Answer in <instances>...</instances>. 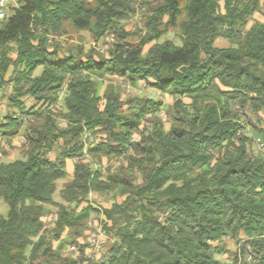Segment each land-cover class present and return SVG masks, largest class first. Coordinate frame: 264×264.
Wrapping results in <instances>:
<instances>
[{
  "label": "trees",
  "instance_id": "trees-1",
  "mask_svg": "<svg viewBox=\"0 0 264 264\" xmlns=\"http://www.w3.org/2000/svg\"><path fill=\"white\" fill-rule=\"evenodd\" d=\"M15 1L0 21V88H11L10 104L33 123L23 157L0 161L8 207L0 215V264H264V151L250 136L264 148V0L146 2L138 46L124 32L135 0ZM170 28L180 45L159 42ZM70 30L119 41L95 61L93 50L57 40ZM218 38L229 46L216 48ZM107 76L172 98L169 127L159 102L134 98L123 110L112 87L100 95ZM25 97L40 108L25 110ZM21 118L4 116L1 136L19 135ZM96 134L104 137L90 141ZM121 158L115 173L93 167ZM57 182L62 203L53 200ZM91 193L122 201L78 212ZM48 208L56 209L50 228ZM90 212L102 214L111 240L99 258L85 257L89 244L77 243ZM65 230L76 258L63 253Z\"/></svg>",
  "mask_w": 264,
  "mask_h": 264
},
{
  "label": "rangeland",
  "instance_id": "rangeland-1",
  "mask_svg": "<svg viewBox=\"0 0 264 264\" xmlns=\"http://www.w3.org/2000/svg\"><path fill=\"white\" fill-rule=\"evenodd\" d=\"M91 1V0H89ZM152 0H144L140 1L139 3L141 4L139 9L135 10L134 14L129 17L127 22L124 25V32L127 34V37H125V41L130 43L133 46H138L140 45L145 33L147 32L145 29V26L147 24V18H146V13L145 11H141L146 8L144 5L146 2L150 3ZM16 3L15 0H9V6H14ZM262 16L260 14H255L253 16L254 21H262ZM251 26V22L248 24L247 28ZM60 41L65 47H72L75 45H80V47L83 48V53L86 54L90 50L94 51V60L98 61V56H104L108 57L109 51L112 48V45L114 43H118L119 40L114 38L112 35L106 36L104 40L95 42L92 40L90 35L84 31L75 33L73 31H69V33L65 36L58 37L57 39ZM163 41H169L172 42L176 45H180V39L178 38V32L175 29H169L168 32L161 38L159 42ZM151 44L144 46L143 52H145ZM213 45L216 48H226L229 46L227 41L218 38L214 41ZM12 58L14 56H11ZM39 71L36 72L38 74ZM12 74V68L10 67L5 79L7 80ZM102 87L100 89V95H102L103 90L106 86L112 87L115 92L118 93L120 101L125 103L123 105V110H126L129 106L127 104L128 100L134 99V98H142V99H151L155 102H159L163 105V112L159 114V118L161 121L164 123L165 128L169 127V124L167 122V117L166 113H164L165 109L167 107H170L173 104V99L170 98L168 95H161L159 92H157L154 89L148 88L143 82H139L137 87L133 88L129 86L128 84L122 82L119 79L113 78V77H105L104 80H102L101 83ZM62 95V94H61ZM11 96V88L9 86L5 88H0V125L4 121V116L6 115H12L15 118H21L23 126L20 129V134L12 137V138H6L2 137L0 133V161L2 162H9L13 161L16 159H21L23 157V152L25 150V140L23 138L24 130L29 126V124L33 123V120H24V116L19 113V109L14 108L10 102H9V97ZM22 107L25 110H29L32 107H35L34 101L30 97H25L22 99ZM35 108H40V104L37 105ZM53 113L56 111L52 107L49 108ZM13 113V114H12ZM260 117L264 120V117L260 115ZM59 127H64V123L62 121H58ZM88 136V135H87ZM250 136L253 139L252 143V148L258 151H264V148L260 146L258 141L255 139L253 133L251 132ZM104 137L103 135L101 136L100 134L96 135H90L89 140L90 141H99ZM135 140H138V136H134ZM48 157L50 159L54 158V154H48ZM87 161H90L91 164L92 161L89 158H86ZM68 163V169L71 168V165H73V161H66ZM122 165H125V160L123 158L121 159H112L110 161L106 159H102L100 162V165H93L95 169L101 168L104 171L110 170L111 173H115ZM70 176L72 174H69ZM63 186V182H57V188L56 192L53 195V200L56 203H62V200L60 199L59 196V191L61 190ZM122 201L121 197H113L111 195H106V194H96V193H91L88 198L87 202L82 203L79 205L77 211L79 212L82 208L86 207L87 205H90L94 209H99V210H104V209H109L113 203H120ZM49 209V214H47L43 218V222L47 227H51L53 222L56 219V209L55 208H48ZM8 213V207L3 203V201L0 199V215L2 217H6ZM104 220V217L102 214L99 212V215H97L94 212H90L88 214V217L85 219V224L81 225L80 228H84L82 232V236H80L77 239V243L80 245H86L89 244L88 240L92 234H97L98 235V241L101 243V250L100 254L101 256L103 253L106 252L108 245H110L111 240L109 239V236L106 235V233L101 229L102 223L101 221ZM72 235V232L69 230H65L63 234L61 235V242L63 243V253L65 255H69L72 258H76L79 256V254H75L74 252H68V249L71 246L70 245L68 238L69 236ZM66 240V241H65ZM58 245L57 242L52 241V246L56 248ZM227 249L231 252L235 251V246L227 241L226 242ZM79 250V249H78ZM90 249H88V246L84 248V255L85 257H94V255L90 254ZM227 256H223V258H226Z\"/></svg>",
  "mask_w": 264,
  "mask_h": 264
},
{
  "label": "built area",
  "instance_id": "built-area-1",
  "mask_svg": "<svg viewBox=\"0 0 264 264\" xmlns=\"http://www.w3.org/2000/svg\"><path fill=\"white\" fill-rule=\"evenodd\" d=\"M142 0H135V6L134 8L137 10L139 8V2ZM8 6H9V0H0V21L4 20L7 17L8 14ZM98 235L92 234L88 240L90 254L94 255L95 258L101 257L100 250H101V243L98 241ZM68 252H74L75 254H78V249L75 246H71L68 249Z\"/></svg>",
  "mask_w": 264,
  "mask_h": 264
},
{
  "label": "crops",
  "instance_id": "crops-1",
  "mask_svg": "<svg viewBox=\"0 0 264 264\" xmlns=\"http://www.w3.org/2000/svg\"><path fill=\"white\" fill-rule=\"evenodd\" d=\"M66 170H67V173H68V174H72V171H73V165H71V168L68 169V163L66 162Z\"/></svg>",
  "mask_w": 264,
  "mask_h": 264
}]
</instances>
